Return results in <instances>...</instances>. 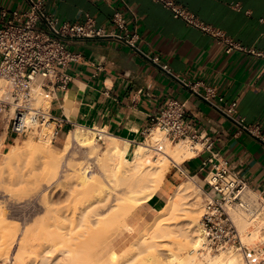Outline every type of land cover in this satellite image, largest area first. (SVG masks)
<instances>
[{"label": "crops", "instance_id": "0c3cea01", "mask_svg": "<svg viewBox=\"0 0 264 264\" xmlns=\"http://www.w3.org/2000/svg\"><path fill=\"white\" fill-rule=\"evenodd\" d=\"M126 1L138 16L136 22L125 13L129 29L140 35L137 50L110 38L68 44L80 59L66 70L72 78L66 92L56 93L50 101V112L60 121L54 137L58 146L76 127L100 129L116 137L128 157L146 141L143 131L150 117L159 113L167 100L178 99L186 102L185 119L191 129L210 138L212 149L206 151L201 146L194 157L174 163L148 206L160 209L186 178L198 184L194 177L204 178L210 166L203 167V163L212 153L228 161L252 195L264 198V59L245 51L227 54L213 37L175 18L153 0ZM174 1L205 24L225 31L244 48L264 51V0ZM115 7H119L116 0L111 4L45 0L43 4L44 12L60 22L83 23L91 18L107 31L113 29ZM28 8V0H0V22ZM39 28L47 30L43 21ZM155 55L168 64L170 74L148 60ZM207 88L216 93L211 101L203 97ZM232 102L237 103L234 118L259 127V133L251 134L223 112Z\"/></svg>", "mask_w": 264, "mask_h": 264}, {"label": "built area", "instance_id": "2783aa9c", "mask_svg": "<svg viewBox=\"0 0 264 264\" xmlns=\"http://www.w3.org/2000/svg\"><path fill=\"white\" fill-rule=\"evenodd\" d=\"M94 1L112 3V0ZM153 1L170 10L175 18L183 19L188 25L213 37L227 54L245 51L264 59V51L255 52L244 48L225 31L205 24L174 0ZM28 2L29 8L26 11L14 12L13 19L0 22V80L4 83L0 114L8 113V129L16 137L53 124L56 133L59 119L50 112V106L46 108L37 104L41 99L51 101L56 93L66 92L68 89L72 78L66 70L71 63L80 59V54L69 50L70 42L110 38L137 50L140 40L139 33L128 27L125 13L132 15L136 22L138 16L134 7L126 0H116L119 7L114 8L111 17L113 29L110 31L98 26L91 18L83 23L60 22L57 17L44 12L45 0ZM41 21L45 23L47 30L39 28ZM148 60L163 71L171 73L168 64L162 62L158 55L148 56ZM184 84L190 86L188 83ZM203 97L211 101L216 97L215 90L207 88ZM219 100L222 101V98ZM223 112L251 134L259 133V127L246 126L243 118H234L237 114L236 102L230 103ZM185 113L186 102L169 99L159 113L150 117V123L143 132L148 138L159 130L171 143L186 141L192 148L201 145L203 150L210 151L212 140L192 130L185 119ZM98 138L99 141L103 140L101 135ZM158 149L161 150V147ZM207 166L210 168L202 179L201 186L205 202L199 222L202 239L200 253L238 254L244 264H264V224L260 229L261 240L257 245L250 246L231 214L233 210H238L252 222L260 219L264 222V198L252 195L242 177L218 153H212L203 163V167ZM208 188L217 196L211 195L206 190Z\"/></svg>", "mask_w": 264, "mask_h": 264}, {"label": "bare ground", "instance_id": "6f19581e", "mask_svg": "<svg viewBox=\"0 0 264 264\" xmlns=\"http://www.w3.org/2000/svg\"><path fill=\"white\" fill-rule=\"evenodd\" d=\"M0 82H2V80H0ZM0 91H3V83L0 86ZM44 102L45 107L50 106L49 99L44 100ZM38 106H44V104H38ZM12 113L14 114V111H12ZM102 132L105 131L93 128L76 127L69 132L66 142L60 146L62 149L61 153L63 155L68 152L70 153L72 147L75 145L88 148L92 154L91 157L96 160V163L98 164L102 173V177H97L94 172L90 170V165H71L73 173L71 174L72 176L70 178H74L73 184H75L74 187H76L73 190L76 192V194L78 193L79 195L81 194L85 197L87 196L88 198L86 197V199L88 201H86H90L87 207L84 208L79 214V217H77L80 227L83 223H87L83 224L84 228L87 227L85 229L86 231L87 229L93 230L91 225L94 227L98 226L100 223L103 225L104 221L108 220V217L111 218L112 222L118 223V221L123 218L122 215L126 217L132 212L130 211L129 213L130 208L131 210L133 208L137 209V207L147 204L154 194H156V191L172 170V163L182 164L185 160L194 157L197 153L198 146H201L197 145L196 147L192 148L188 142L186 143V141L177 142L174 145L167 144L166 141L160 140V131L157 130L154 132L155 134H153L152 137L150 136L151 138L146 140L147 142L145 141L140 143L135 148L132 157L128 158L126 156L127 150L119 147L117 138L109 134H103ZM99 135L102 136V139L107 138V144L104 149H102V151H99L97 144V137ZM41 136L42 137L39 145L35 144L34 146V144L31 145L30 143L27 145V143L26 145L24 144L26 146L24 148L27 149L31 145L29 149L31 147L34 148L33 150L30 149L29 151H34L36 149L37 151H35L38 153H48L47 156L43 158L44 160L42 167L44 175L47 176L49 180H52L59 172L61 157L51 149L52 131L46 130ZM26 142H28V140ZM159 147H161V150L158 149ZM24 148L18 145H13V147H11V151L9 149L10 153L7 154L8 158H6V163L11 164L10 166H13L11 161L13 162L14 160L16 163L20 154H22V152L26 153L24 152ZM0 165V167L4 166L2 163ZM201 194H204L202 188L199 187L198 184H196L192 179H188L180 183L174 193L169 197L166 204L158 211L155 219L151 221V223L147 225L145 230L141 233L139 236V241L137 240L138 242L136 244H132V246L134 245L133 247L129 246L131 250L128 249L125 253L128 252L130 254L131 252H129V250H133L132 254L135 255L131 257L132 259L135 258V256L139 257V255L143 254V257L146 256V261H144L145 258L141 257L143 258V264L146 262V264H244V261L238 254L219 253L220 255H211L200 253L202 248V239L198 226V211H200V208H202L200 206ZM112 196L114 197V200L110 199ZM252 198L253 197H251V199ZM111 200L114 203H110ZM104 208H107L109 211H107L109 214V216L107 215L108 217H106V215L102 216L104 214ZM126 209L129 214L126 211L124 212ZM3 211L0 210V234L8 237V251L11 252L14 243H17L14 257L12 256V262L13 264H27V260H32L34 256L33 252H31L33 248V238L30 236L32 238L31 239L29 235H25L24 238L20 240L17 239L15 232H8L6 230L8 229V226L4 223L5 219ZM231 214L239 230L246 236L249 244H252L250 246L257 245L262 237V234L260 233V224H254V222H252L244 213L238 210H233ZM178 215H182L183 221H180L182 223L178 222L179 219L176 220ZM91 218L94 219L92 220ZM115 218H118L119 220H115ZM111 221L107 223L111 224ZM98 228L96 227V229ZM96 229L94 230L96 231ZM249 233L250 235H248ZM83 236L84 235L81 234L77 236V245L79 246H76V250H74L75 247L74 249L68 248L63 250H61V248L60 256L58 257L57 261L56 259L54 260L53 264H117L119 258L125 263L124 256L128 254L124 253V256L122 255L124 260L122 257H119L120 254H118V252L115 250L117 249L115 246L118 244L115 243L114 240L103 246V249L100 250V253L103 254V256H105V252H108L107 257L98 260L99 253L91 252L93 250H89L88 247L90 246H85L86 249H83L84 247L82 244L83 242H86L82 241ZM94 241L98 240L93 239L92 242ZM140 241H143L144 249L138 248L139 250H134L136 249V246H139V243H141ZM164 243L176 246V252L172 251L168 256H164L165 258L167 257L166 260H163V258L160 257V254L162 255V253H160L161 250H158L159 252H157V249ZM112 246L113 248H111ZM66 247L67 246H65V248ZM51 250L53 249H48L47 251ZM191 252L194 255H192ZM4 259L1 260L2 263ZM44 259L46 263L41 260L43 264H48V262H50L49 258ZM120 259L119 261L121 262ZM132 259L125 264H130ZM7 260H9V257L5 260V262H7Z\"/></svg>", "mask_w": 264, "mask_h": 264}, {"label": "rangeland", "instance_id": "374dc122", "mask_svg": "<svg viewBox=\"0 0 264 264\" xmlns=\"http://www.w3.org/2000/svg\"><path fill=\"white\" fill-rule=\"evenodd\" d=\"M2 83L3 82H0V86L2 85ZM2 95H3V91L2 92L0 91V97ZM42 100L43 99L39 100L38 104L42 105L43 103L45 107V102L44 100L43 101ZM8 120H9V115L7 112L4 114H0V143H1L0 145V164L1 163L4 164V166L2 165L3 167H0L1 168L0 169V173H1L0 174V210L2 211L4 210L3 211L4 219H5L4 223L5 225L8 226V229H6L8 232L10 233L15 232L17 239H20V240L23 239L25 235H29V237L31 236L33 238L32 239L30 237L33 240V248L31 252H33L34 256L31 255L33 256V259L27 260V264L28 263H32V264L40 263L41 264L42 261L45 262L44 258H49L50 262H48L47 260L46 261L48 262V264L49 263L53 264L55 259L56 261L58 260L61 250L68 249V248L74 249V247H75L74 250H76V248L79 246L77 245L78 240L76 239L77 236H79V234L84 235L82 238V241L88 242V243L83 242L84 244V245L82 244V246L84 247L83 249H86L85 246L87 247L90 246L88 248L89 250H93L91 252L99 253L98 260H100L101 258L104 259V257H107L108 252H105L104 253L105 256H103V254L100 253V250L103 249V246L107 245L112 240H114L115 243L119 245V247L118 245L115 246L117 249L114 248L118 252V254L121 255V256L119 255V257H122V255L128 249H130V247H133L134 245L132 246V244H136L139 241L140 239L139 236L141 235V233L145 230L146 226L149 225L151 221L155 219V216L157 215L158 211L162 207L160 209L154 210L151 207H149L148 204H145L143 206L137 207V209L133 208L134 210L133 209L131 210L130 208L129 213L130 211H132L130 214L127 212V209H126L124 210V212L126 211L129 215L125 217L121 214L122 213L121 212L120 214L123 217L121 218L122 220L115 218V220L116 219L119 220V221L117 220L118 223H114L111 221V218L108 217L109 216V214L107 213L108 209L104 208L105 210H103L104 214L102 216L106 215V217H108L107 218L108 220L107 221L105 220L104 223L105 222L107 223L109 221H111L112 223L111 224L105 223V225L104 223L103 225L100 223L101 225L98 224V226H95V227L91 225L92 226L91 228H93V230L92 229H89V230L91 232L93 231L92 232L94 234L93 235L88 229L87 231L85 230L87 227L85 225L86 228H84L83 224H85L86 222L83 223L81 227L79 226L78 218H77L79 217V214L82 212V210L87 207L90 201L87 202L88 201L86 199L87 196L85 197L84 195H81V194L79 195L78 193L76 194V192L73 190L76 188L74 187L75 184H73L74 178H70L72 176L71 174L73 173L72 167H71V165L73 164L90 165L91 166L90 170H92L97 177H102V173L99 169L98 164L96 163V160L93 157H91L92 154L90 153V150L86 147L75 145L72 147V150L70 153L68 152L63 155L61 153L62 149L60 148V146H58V144L54 140V137H55V125L54 124L42 127L32 132H28L26 135L16 137V136H13L10 133V130L8 129ZM46 130L52 131L53 138H52L51 149L55 151L61 157L60 159L62 161V162L60 161L61 165H60L57 176L54 177V179L52 180L51 179L49 180V178H47V176L44 175L43 167H42L43 166L42 163L44 160L43 158L47 156L48 153L47 152L38 153L36 152L37 151L36 149H35L36 151L35 150L29 151L30 149L33 150L34 148V147H31L29 149L31 145L34 144L35 146V144L36 145L40 144V140L42 137L41 135ZM151 137L149 136L148 138H151ZM27 140L28 142H26ZM160 140L166 141L167 144H170V145L176 144V143L169 142L164 137V134L161 132H160ZM29 143L31 145L29 147L27 146L28 147L27 148L28 150H27L24 147H26L25 146L26 144L29 145ZM97 144H98L99 151L100 150L102 151V149H104V147L107 144V138H103L102 141H99V138L97 137ZM13 145H18L24 148L25 149L24 152L26 153L22 152V154H20V156L18 157L19 161L15 159L17 160V162L15 163L13 160L15 164L11 161L13 166H10L11 164L6 163L7 161L6 158H8L7 154L10 153L11 147H13ZM200 150H201V146H198L197 152H199ZM131 157H132V154H129L128 158H131ZM172 166H173V163H172ZM172 166H171V169H172ZM187 179L188 178L184 180H187ZM194 179L197 181L199 185L202 186L203 184L202 179H199L198 177H194ZM206 190L211 195L217 196V194L212 189L208 188ZM113 198L114 197L112 196V198L110 199L114 200ZM112 200L110 201V203H114L112 202ZM204 202H205V196L201 194L200 196L201 205L200 206L202 208H200V211H198V214H199L198 222H200L201 216L203 214ZM178 216L176 220L179 219L178 222L183 221L182 215L181 216L178 215ZM254 224H260V226H262L264 222L263 220L260 219L254 222ZM109 225H110V228H109ZM96 227L97 228L99 227V228L96 229ZM94 229H96V231ZM94 232L98 234L96 235ZM93 239L98 240V241L92 242ZM7 244H8V237L0 234V264H13L12 261L14 257V252L16 251L17 243H14L11 252L8 251ZM65 246L67 247L65 248ZM111 248H113V246ZM138 248L144 249L143 241L139 243V246H136V249L134 250L137 251L139 250ZM48 249H53V250L47 251ZM130 250H129V252H131L130 254L127 252L125 254H128V255H125V256L123 255L125 257V260H124V257H122L125 263L129 262V260L132 259L131 257L135 255V254L134 255L132 254L133 250L132 251ZM158 250H161L160 253H162V255L160 254V257L163 258V260L164 259L166 260L167 257L165 258L164 256H168L169 253L172 251L176 252V246H173L172 244L164 243L157 249V252H159ZM211 255H220V254L213 253ZM8 257H9V260L5 262V260L8 259ZM141 257H143V254L139 255V257L135 256V258L132 259V262L130 261L131 262L130 264H143L144 262L142 261V259L145 258L144 261H146V256H144L143 258ZM2 259H4L3 263L1 261ZM119 259H118L119 264L124 263L121 259H120L121 260L120 262Z\"/></svg>", "mask_w": 264, "mask_h": 264}]
</instances>
